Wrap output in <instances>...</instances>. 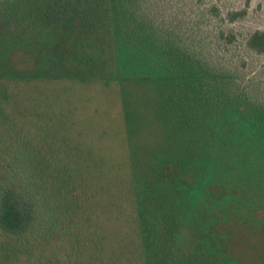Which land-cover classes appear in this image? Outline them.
<instances>
[{
  "label": "trees",
  "instance_id": "obj_1",
  "mask_svg": "<svg viewBox=\"0 0 264 264\" xmlns=\"http://www.w3.org/2000/svg\"><path fill=\"white\" fill-rule=\"evenodd\" d=\"M181 10L0 0V264H248L229 244L264 233V79ZM52 84L118 87L125 140L77 142Z\"/></svg>",
  "mask_w": 264,
  "mask_h": 264
},
{
  "label": "rangeland",
  "instance_id": "obj_2",
  "mask_svg": "<svg viewBox=\"0 0 264 264\" xmlns=\"http://www.w3.org/2000/svg\"><path fill=\"white\" fill-rule=\"evenodd\" d=\"M177 1L181 12L185 13L187 24L194 27L195 33L208 46L219 51L217 56L223 63H228L249 77L264 79V55H258L246 47V40L251 33L264 32V0ZM241 12H244V16L234 21L229 20L232 13ZM99 86L94 84L70 89L64 86L56 88L52 84L47 91L50 93L51 103L64 108L66 117L72 121V131L77 142L84 141L91 145L93 143L92 138L88 137L89 132L101 135L102 131H106L109 136L107 138L113 145L120 144L121 139L125 140V123L119 97L121 91L114 86ZM54 89L55 91H50ZM119 132L122 136H118ZM103 142L105 144L100 143L99 148L107 150L103 146L108 147L110 144L106 140ZM231 232L229 249L235 255L248 264H264V233L254 234L245 227H232Z\"/></svg>",
  "mask_w": 264,
  "mask_h": 264
}]
</instances>
